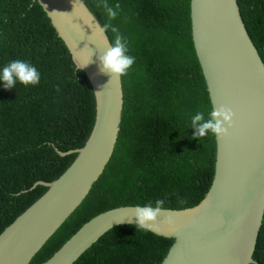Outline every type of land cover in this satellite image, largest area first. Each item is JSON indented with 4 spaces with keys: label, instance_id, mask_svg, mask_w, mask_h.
<instances>
[{
    "label": "trees",
    "instance_id": "16d2710c",
    "mask_svg": "<svg viewBox=\"0 0 264 264\" xmlns=\"http://www.w3.org/2000/svg\"><path fill=\"white\" fill-rule=\"evenodd\" d=\"M101 26L104 0H83ZM111 21L135 63L121 77L120 130L103 173L73 214L30 264H45L91 218L112 208L164 199L166 209L197 205L208 192L215 138L192 139L191 118L212 109L196 57L189 0H106ZM264 63V0H236ZM111 44L114 34L107 32ZM33 64L36 86L5 89L0 81V235L48 190L83 147L94 124L90 83L38 0H0V70L12 60ZM56 149L64 153L60 155ZM178 198L187 203L179 204ZM173 239L136 225L106 232L74 264H161ZM254 260L264 264V220Z\"/></svg>",
    "mask_w": 264,
    "mask_h": 264
},
{
    "label": "water",
    "instance_id": "95a60500",
    "mask_svg": "<svg viewBox=\"0 0 264 264\" xmlns=\"http://www.w3.org/2000/svg\"><path fill=\"white\" fill-rule=\"evenodd\" d=\"M38 1L90 83L94 124L83 147L68 151L77 153L72 164L59 178L40 181L47 192L0 235V264L31 263L101 176L120 130L121 78L110 81L98 59L111 44L107 33L106 39L97 34L101 25L83 0ZM189 17L211 107L231 108L234 118L227 137H214V175L204 198L160 217L162 231L156 235L174 240L161 264H258L254 252L264 220V63L236 0H189ZM134 207L91 218L45 264H74L112 228L136 225L128 221Z\"/></svg>",
    "mask_w": 264,
    "mask_h": 264
},
{
    "label": "clouds",
    "instance_id": "9594fccd",
    "mask_svg": "<svg viewBox=\"0 0 264 264\" xmlns=\"http://www.w3.org/2000/svg\"><path fill=\"white\" fill-rule=\"evenodd\" d=\"M102 6L109 22L98 26L97 34L106 39V33L111 30L114 34V41L100 51L98 59L101 73L109 75L111 81L126 76L135 63V57L128 54L129 47L126 37L119 32L118 27L111 24V21L118 15L119 4L110 6L104 0ZM92 55L86 64L80 66L81 68L91 62ZM40 79L41 74L37 68L30 62L21 59L12 60L0 70V81L3 82L5 89L15 88L18 82L24 86H36L40 83ZM233 118L234 113L231 108L224 105L212 108L208 112L207 118L203 112H197L192 116L189 127L194 130L192 139L200 140L209 134L216 138L227 137L229 129L233 126ZM177 202L179 204L187 203L184 198H178ZM164 205L165 200L159 198L155 200L154 204L149 202L143 206L137 205L132 208V216L128 221L131 222L134 219L137 230L160 234L162 231L160 217L167 212ZM165 220L167 223H172L171 216H166Z\"/></svg>",
    "mask_w": 264,
    "mask_h": 264
}]
</instances>
